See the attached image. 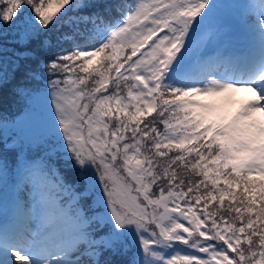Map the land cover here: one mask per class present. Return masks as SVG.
Instances as JSON below:
<instances>
[{"label":"snow or ice","instance_id":"1","mask_svg":"<svg viewBox=\"0 0 264 264\" xmlns=\"http://www.w3.org/2000/svg\"><path fill=\"white\" fill-rule=\"evenodd\" d=\"M89 6L0 0V38L14 29L19 46L9 56L0 39V90L19 77L16 94L29 98L26 82L47 71L49 156L79 171L73 184L56 175L37 231L0 234V264H101L104 252H131L126 264H264V0L244 6L250 50L215 58L196 52L214 0H117L107 19L68 15ZM19 166L34 187L55 174L43 161Z\"/></svg>","mask_w":264,"mask_h":264},{"label":"rangeland","instance_id":"2","mask_svg":"<svg viewBox=\"0 0 264 264\" xmlns=\"http://www.w3.org/2000/svg\"><path fill=\"white\" fill-rule=\"evenodd\" d=\"M103 1H106V0H84L85 3H90L91 6L86 7V8L82 7L75 12L70 10L68 12V15L69 16H78L82 12L90 10L93 6H96V5L98 6V5L102 4ZM227 6L232 8V9H235V4H231V5H227ZM25 12H27L28 15H33L30 8H26ZM60 19L63 20L64 17H61ZM57 26H59V22H58ZM55 27L56 26H54V28ZM7 31H8L7 36L0 38V39L7 40L6 46L8 49L9 56H11L12 50L17 49L19 46L16 43H14V35H13L14 29H8ZM53 49H52V51H53ZM30 63H31V61H21V64L25 67L29 66ZM34 67L35 66H33V68ZM43 71L47 72L45 69ZM8 83H6V84H8ZM42 98L45 100L44 104L42 106L41 105L39 106V111L36 113V115L33 113L37 111L38 104L34 103L32 98H30V100H29L30 106L28 107V110L32 114L29 117L24 115L20 121V125L24 127V134L26 132H30V133L32 132L34 136H37V138H36L37 142H40V139L38 138L40 135L39 134L40 131L49 128V118L52 114V105H51L50 95L47 94V95L43 96ZM35 100L37 103H39V101H40L39 97H36ZM26 110L27 109H25V111ZM20 116L21 115H18L17 120H19ZM17 120L14 121V125L17 124ZM10 124H12V123L9 122L8 124H1L0 125V131H2L3 133L6 131L8 133H12L14 131V129H13L14 127H13V125L9 126ZM2 132H0V133L2 134ZM15 142H16V140H14V141L10 140V143H14L12 145V147L16 146L19 149L20 144H18V142H16V143ZM32 145H34L33 142H32ZM15 155H17V151L15 152ZM50 167L55 170V174L50 173L49 177L46 181H37L36 182L37 192H36L35 197H36L37 206H35V213H37V216L40 217V220H41V208H42L41 202H42V200L46 199L50 193L53 195L56 194V189L53 187V185L55 183L56 175H59V173H58L55 166H50ZM59 176L61 177V175H59ZM1 183L5 184V179ZM19 186H21V182L19 183ZM8 188H10V187H8V178H7L5 190L7 191ZM63 194H64L63 192L59 193V197ZM58 227L60 230L67 232V231L71 230L72 226H71L70 221H60L58 223Z\"/></svg>","mask_w":264,"mask_h":264},{"label":"trees","instance_id":"3","mask_svg":"<svg viewBox=\"0 0 264 264\" xmlns=\"http://www.w3.org/2000/svg\"><path fill=\"white\" fill-rule=\"evenodd\" d=\"M68 27H61L60 28V31H63V32H68L69 31V28L67 29ZM55 31H53V35H55ZM64 47H68V45H63ZM56 49L54 48L53 51H55ZM52 51V50H50ZM48 54H41V58H45L47 57ZM33 66L36 67V64L34 61H31V63L29 64V66H26V67H32ZM34 67V68H35ZM41 70H43V68H41ZM18 82H21L20 81V78L17 77L15 80H11L8 84H5L3 89L0 90V110L5 108L7 105H8V110H10L11 108V101H12V96H14V87H15V84L18 83ZM6 99V100H5ZM227 203V201H226Z\"/></svg>","mask_w":264,"mask_h":264}]
</instances>
